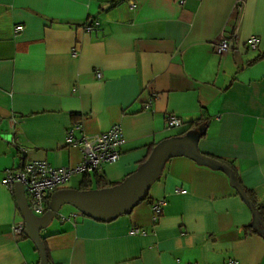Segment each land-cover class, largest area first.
I'll return each instance as SVG.
<instances>
[{
  "label": "crops",
  "instance_id": "crops-1",
  "mask_svg": "<svg viewBox=\"0 0 264 264\" xmlns=\"http://www.w3.org/2000/svg\"><path fill=\"white\" fill-rule=\"evenodd\" d=\"M232 34L230 51L216 55L213 44ZM263 55L264 0H0V264H39L33 242L11 233L22 217L5 171L21 160L75 167L80 151L65 139L77 123L88 136L123 130L118 162L93 178L121 183L158 144L192 135L238 182L172 156L129 214L102 222L59 211L76 218L55 217L40 233L50 264H264V227L249 205L264 206ZM168 114L184 126L168 130ZM83 177L62 189L79 190Z\"/></svg>",
  "mask_w": 264,
  "mask_h": 264
},
{
  "label": "built area",
  "instance_id": "built-area-1",
  "mask_svg": "<svg viewBox=\"0 0 264 264\" xmlns=\"http://www.w3.org/2000/svg\"><path fill=\"white\" fill-rule=\"evenodd\" d=\"M187 0H176V3L181 7ZM23 30L21 25L14 27V34H18ZM87 32L96 30V27L88 25L85 26ZM235 39V34L228 38H221L213 44V50L216 55L222 56L231 49V44ZM259 40L255 37L247 41V46L250 50H256ZM74 56L76 54L74 53ZM97 79L102 77L99 70L95 71ZM156 95H153L145 102V109H149L152 101ZM166 127L168 130L181 129L184 126L183 121L174 114H168L165 118ZM79 132L80 136L75 137V132ZM68 146L78 147L81 160L78 165L73 168L69 167H53L46 161H20L16 168L5 171L2 184L14 194L16 184H20L24 190L27 205L31 213L36 216H42L48 209L50 200L49 195L54 191L62 189L70 179L75 175H92L100 174L104 166L115 164L118 162L122 147L125 144L123 130L120 125H114L105 133L88 136L84 133L83 124L77 123L73 125L68 131L65 139ZM24 154L25 150L20 149ZM185 193V191H180ZM165 201L160 200L151 203V211L153 221H157L162 208L165 206ZM60 222L73 221L76 215L63 216L57 214ZM23 220L15 221L11 227V233L17 238L24 235ZM144 233L138 229H133L131 234ZM232 264V263H230Z\"/></svg>",
  "mask_w": 264,
  "mask_h": 264
},
{
  "label": "water",
  "instance_id": "water-1",
  "mask_svg": "<svg viewBox=\"0 0 264 264\" xmlns=\"http://www.w3.org/2000/svg\"><path fill=\"white\" fill-rule=\"evenodd\" d=\"M197 139L198 137L186 135L163 141L153 149L147 161L136 172L115 187L90 191L74 189L56 190L50 196L47 211L40 217H36L31 213L22 186L16 184L14 192L18 210L25 226L24 236L33 242L39 256V264H50L40 233L57 217L62 206L70 205L80 215L102 222H109L120 215L129 214L134 206L147 198L150 186L158 179L165 162L172 156L186 155L198 163L223 169L231 179L232 172L225 168V166L206 159L197 151ZM236 189L249 202L242 189L238 186H236ZM249 205L256 218L262 222L264 227L263 221L250 202Z\"/></svg>",
  "mask_w": 264,
  "mask_h": 264
},
{
  "label": "trees",
  "instance_id": "trees-1",
  "mask_svg": "<svg viewBox=\"0 0 264 264\" xmlns=\"http://www.w3.org/2000/svg\"><path fill=\"white\" fill-rule=\"evenodd\" d=\"M111 4H112L111 7H113V6H115L117 4V2L113 1ZM262 58H264V55L261 56V57H258L256 59V61L259 60V59H262ZM202 156L205 157L206 159L213 160V161L219 163L220 165L225 166V168H227L230 172H232V174L235 176L234 177L235 180H237L236 182H238L237 175L235 174V170H234V168L232 166H230L229 164L225 163L224 161H221L220 159H216V158H213V157H210V156H207V155H203V154H202ZM217 169H220V168H217ZM221 171H224V170L222 169ZM121 183L110 184V183L106 182L104 180V178H102L100 175L95 176L94 178L89 176V175H84V177L82 179V182L80 183L79 190L80 191L101 190V189H107V188L115 187V186H117V185H119ZM243 192L245 193V195H246V197L248 199L252 197L249 192L244 191V190H243ZM253 208H254V210L256 211V213L259 215V217L261 218V220L264 223V206H261V207H258V208L253 207Z\"/></svg>",
  "mask_w": 264,
  "mask_h": 264
},
{
  "label": "rangeland",
  "instance_id": "rangeland-1",
  "mask_svg": "<svg viewBox=\"0 0 264 264\" xmlns=\"http://www.w3.org/2000/svg\"><path fill=\"white\" fill-rule=\"evenodd\" d=\"M67 209H70V208H68L67 205H64V206L62 207V209L60 210V212H62V213H66V212L68 211Z\"/></svg>",
  "mask_w": 264,
  "mask_h": 264
}]
</instances>
